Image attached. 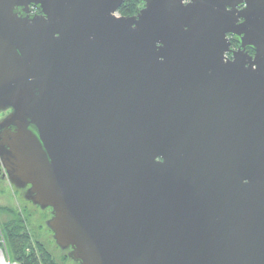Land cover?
<instances>
[{
  "label": "water",
  "instance_id": "water-1",
  "mask_svg": "<svg viewBox=\"0 0 264 264\" xmlns=\"http://www.w3.org/2000/svg\"><path fill=\"white\" fill-rule=\"evenodd\" d=\"M122 1L0 0V175L76 264H264V0Z\"/></svg>",
  "mask_w": 264,
  "mask_h": 264
},
{
  "label": "trees",
  "instance_id": "trees-1",
  "mask_svg": "<svg viewBox=\"0 0 264 264\" xmlns=\"http://www.w3.org/2000/svg\"><path fill=\"white\" fill-rule=\"evenodd\" d=\"M131 1L125 5V9H130ZM124 9V12L126 13ZM130 11V10H129ZM7 213L8 218L1 220L4 236L8 246L10 257L16 264H60L53 253L40 241H36L37 246H32L34 239L28 229V221L26 217L16 209L3 207L0 208V213ZM48 217V215H47ZM32 252H28L27 248ZM39 250V254L35 251ZM68 258V256H67Z\"/></svg>",
  "mask_w": 264,
  "mask_h": 264
},
{
  "label": "rangeland",
  "instance_id": "rangeland-1",
  "mask_svg": "<svg viewBox=\"0 0 264 264\" xmlns=\"http://www.w3.org/2000/svg\"><path fill=\"white\" fill-rule=\"evenodd\" d=\"M3 207L16 209L23 215V217L27 218L28 229L32 239L35 240L34 243H32V246L34 245L36 247L37 244L35 242L40 241L53 253L54 257L60 264H76L67 258V251H63L55 245L52 233L45 227L44 222L50 217L49 212L42 213L43 210L41 208L27 203L21 197L20 193L17 192L8 182L0 183V208ZM8 217L7 213H0V221L5 220ZM32 246L31 249L27 248L28 252H32ZM35 251L39 254L38 249H35Z\"/></svg>",
  "mask_w": 264,
  "mask_h": 264
},
{
  "label": "flooded vegetation",
  "instance_id": "flooded-vegetation-1",
  "mask_svg": "<svg viewBox=\"0 0 264 264\" xmlns=\"http://www.w3.org/2000/svg\"><path fill=\"white\" fill-rule=\"evenodd\" d=\"M128 1H131L132 2V5L130 6V9H128V8L125 9L124 7H125V5L127 4ZM142 7H144V5H142L141 3H139L138 0H123L122 3H121V5L118 7V10L116 12V15H118V16L134 15L136 13V11L138 9L142 8ZM124 9H125V11L127 10L126 13L124 12ZM34 11H35V9H34ZM238 47H239V42H237L235 40H231V48L233 50H237ZM249 53L250 54H253L254 51L252 49H249ZM226 57L232 59V54L230 52H228V53H226ZM8 112H9V110L0 113V118L3 117ZM1 182H6V181H5V178H2V176L0 175V183ZM47 211L49 212V215L51 216L49 209L43 210L42 213L47 212Z\"/></svg>",
  "mask_w": 264,
  "mask_h": 264
},
{
  "label": "built area",
  "instance_id": "built-area-1",
  "mask_svg": "<svg viewBox=\"0 0 264 264\" xmlns=\"http://www.w3.org/2000/svg\"><path fill=\"white\" fill-rule=\"evenodd\" d=\"M0 264H16V262L13 261L10 257L1 221H0Z\"/></svg>",
  "mask_w": 264,
  "mask_h": 264
}]
</instances>
